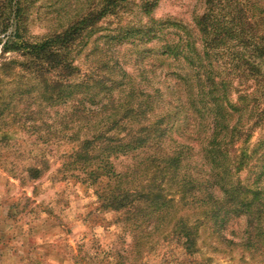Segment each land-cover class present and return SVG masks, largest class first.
<instances>
[{
	"label": "rangeland",
	"instance_id": "rangeland-1",
	"mask_svg": "<svg viewBox=\"0 0 264 264\" xmlns=\"http://www.w3.org/2000/svg\"><path fill=\"white\" fill-rule=\"evenodd\" d=\"M2 1L0 264H264V119L255 117L264 106L261 96L264 84L258 85L252 102L246 104L244 97L239 103L241 117L226 108L232 115L226 114L224 122L233 124L240 118V125H243L241 134L225 145L224 155L215 154L220 159L218 168L222 170L216 163L214 166L213 155L207 152V135L211 131L215 104L222 102L227 106V102L235 101L237 93L250 97L256 88L253 78L241 71L242 60L251 53L246 38L241 37L239 42L240 37L227 32L233 21L244 20L251 24V8L264 7V0H248V12L241 7L247 0H240L241 10L233 8L239 0H131L117 12L103 17L95 33L86 38L87 44L76 55L82 70L80 79L84 81L95 74L106 76V80L128 74L122 89L127 91L129 86H134L135 92L126 99L141 100L143 104L148 101L152 108L150 121L164 127L162 148L183 152L184 159L175 183L173 179L164 181L162 172H157L161 163L152 157L157 147L114 158L118 171L128 169L130 181L138 184L162 180L167 194L175 195V200L180 202L161 221L159 228L151 229L155 223L142 225L137 238L125 231L115 212L99 207L93 189L81 185L71 176V166L67 167L69 154L75 150L79 139L106 119L98 98L94 99V104L89 103L94 101H86V105L97 112L93 122L85 119L73 122L68 104L43 98L41 81L30 70L19 69L16 65L21 56L11 49L3 52L2 44L11 36L14 26L12 13L4 8ZM147 1L153 4L149 12L143 8V2ZM99 2L30 0L26 4L23 35L31 41L40 40L66 26L78 14L97 8ZM223 7L225 11L221 12ZM211 10L221 12L217 22L226 33L221 32L217 38L216 33L209 35L205 46L206 54L202 59L208 78L203 82L208 93L204 103L207 112H202L203 116L198 113V116L193 108H200L199 97L195 96L199 78H195V74L189 76L192 86L187 87L182 80L185 71H189L186 63L173 56L176 53L170 58H161L159 50L165 41L177 38L181 28L186 27L191 34L188 48L197 44L203 54L201 40L206 33L200 30L198 17ZM163 22L167 25L163 24L155 37L149 38L150 35L142 32L147 25L160 26ZM263 22L264 19L259 18V26L264 30ZM213 25L215 28L217 24ZM127 29V37L110 38ZM235 55L238 59H233ZM252 61H256L255 58ZM261 65L264 70L263 61ZM226 76L230 85L228 96L223 97L221 81ZM213 83L214 89L209 93ZM118 91L114 93L116 101L123 96ZM126 99L122 104H126ZM190 101L198 107L192 106ZM169 108L173 111L168 118L164 114ZM188 111H192L194 118L190 127L185 115ZM248 114L252 119L246 125ZM128 122L131 124L130 119ZM228 130L223 132L229 133ZM111 132L115 129L108 134ZM119 134L126 136L125 131ZM30 165L45 170L38 178L31 179L27 174ZM210 170L212 178L214 174L217 178L218 171L222 179L214 181L212 197L208 193L209 198L200 202V196L194 197L196 188L203 189L206 185L203 179L207 180ZM179 174H186V177L181 179ZM183 189L186 193L180 191ZM228 195L229 198L237 196L239 209L234 205L222 207ZM247 201L251 203L250 213H245ZM149 230L152 235L146 237Z\"/></svg>",
	"mask_w": 264,
	"mask_h": 264
},
{
	"label": "trees",
	"instance_id": "trees-1",
	"mask_svg": "<svg viewBox=\"0 0 264 264\" xmlns=\"http://www.w3.org/2000/svg\"><path fill=\"white\" fill-rule=\"evenodd\" d=\"M28 1L30 0L2 1V3H4V8L12 13V23L14 26L11 36L2 44L4 47L3 52L8 51V49L16 51L21 56L20 60H16L18 68L30 70L35 78L41 81L42 92L44 93L43 98H50L52 102L56 103L61 102L65 105L68 104L73 122L84 119L87 120V122L96 120L97 112L94 113L86 105V101L88 102V100L94 101V99L98 98L101 111L103 110L106 113L104 117L106 119L101 121L102 124H98L96 128L93 130L91 129L92 131L90 133L79 139V143L75 150L69 154L70 160H67V167L68 164L71 166V176L79 181L81 185L92 188L99 207L115 212L117 214V220L119 219L121 221V226L125 228V231L131 233L133 237L137 238L139 233L138 230H140L142 225L155 223L154 227L151 226V229L159 228L161 221L172 209L176 208L180 202L175 200V195L167 194L162 180L160 182L158 180H149L146 182H139L138 184H136L135 181H130L128 178V169L125 171H118L115 166L114 158L118 157L120 154L128 155L131 152L143 151L149 147H157V152L152 156L155 159H159L161 163L157 167V172H162L164 181L170 182V180L173 179L175 183L177 181L175 180V176L178 174L177 172H180V166H182V161L184 159L183 152L182 150L176 151V148L171 150L167 149V151L162 148L161 138L164 136H161V133L163 134L164 127L157 126L156 123L150 121L152 108L148 101L146 104H143L141 100L137 101L134 100V98L126 99L129 94L134 95L135 92L134 86H129L130 89L127 91L126 89H122V86H126L128 74L123 72L124 74H121L118 78L111 79L109 77L108 80H106V76H100V74H95V76L90 75L88 81L91 80V83H89L88 81H84V79H80L82 70L80 65L76 62V55L79 54L82 48L87 44L86 38L91 37L95 33L97 23L107 14L117 12L116 10L124 7L131 0H100L97 8H91L85 13L78 14L60 30L51 32L42 39L34 41L28 40L23 35V32L26 30L24 21L26 20L25 11ZM229 2L231 3V1H226V3ZM240 5L241 2L239 0L238 3L233 4V8L241 10ZM152 7L153 4H151V2H143V8L146 12H149ZM241 7L244 11L248 12V0L244 5H241ZM223 8L221 12L225 11V8ZM251 9L250 17H253V22L250 24L249 22H244V20L233 21V25H231L232 27L227 33L233 34L236 37L238 36L237 38L240 37L239 42L241 37L246 38L251 53L248 55L246 54L245 59L242 60L241 71H243V75L246 73L245 75H250L251 78H253L256 88L250 97L240 94L241 92L237 93L235 101L233 103L227 102V106H224L225 103L223 104L222 102L215 104L216 110L214 112V118L211 121V131L207 135V144L209 145L207 152L213 155L211 156V162L215 167L217 164V168L220 159H218V156H215V154L224 155L226 150L225 145H229V142L232 141L235 135L241 134L240 129L243 125H240V118L233 124L224 122L226 114L230 116L232 115L231 112L238 113L239 103L243 101L244 97L246 104L252 102L256 98L254 94L258 85L260 83L264 84V70L261 65L262 61L264 62V30L259 26V18H261V20L264 19V7L255 6ZM221 12L218 13L217 10H215V12L214 10H211V12L206 11L198 17V24L200 23L201 25L200 30L204 34L206 33L205 36H203V40H201V42H203V44H201L203 54L198 50L197 44L196 46L193 45L188 48L191 34L186 27H183V29L181 28V32L177 34V38L165 41L159 50L161 58H170L176 53L173 56H177L178 60L182 59V61L186 63L189 67V71H185L182 80L187 87L192 86L188 80L189 76H194L195 74V78H199L200 84L198 82V86L200 88L198 87L195 96L199 97L197 102L200 103V108H193L198 116L199 114L203 116L202 112H207L204 103L208 93L204 90L205 87H203V82L206 79L208 80V78H206L205 73V60L202 59L206 54L205 46L212 34L216 33L217 38L218 36L220 37L221 32L222 34L226 33V31L220 29L221 26L218 24L219 22H217L219 19L217 17ZM245 18H247L246 14ZM254 18L256 19L254 20ZM230 22H232V18ZM214 23L217 24L215 28L213 25ZM163 24L164 27L167 25L164 22L160 26L147 25L142 32H144L145 35H150L149 38L155 37L156 33L161 30ZM174 25L177 26V24ZM131 33L134 34L135 32L132 31ZM128 34L129 32L127 29L123 34H118L117 32V34L110 36V38H117V40H120L121 38L127 37ZM254 58L256 61H252ZM233 59H238V56L235 55ZM228 71L230 73V69ZM196 82L197 81H195V83ZM228 84L230 85V80L227 79L226 76L224 80L221 81L220 94L223 97L228 96ZM212 89H214V83L209 93L212 92ZM117 90H119L118 94L120 95L121 93L123 96L122 99H120V97L116 98V101L114 99V93H116ZM261 96L264 98V87H262ZM190 98L192 99V97ZM123 99L127 100L126 104H122V101H124ZM118 101H121V103ZM89 103L94 104L95 101ZM190 104L194 107H198L191 101ZM226 108L231 109V112L229 111L228 113ZM111 110L113 114L109 113ZM172 111L173 109L171 110L169 108L164 116L169 118ZM188 112L189 113L185 115H187L186 119H188L187 126L190 127V121H193L194 118L192 111ZM147 114H149V117L147 122H145L148 116ZM238 115L239 117L242 116V114L239 113ZM250 116L252 115L248 114L246 118V125L250 123L252 119ZM255 117L256 119H264V106L260 108V111ZM124 118L130 119L131 124L128 120H124ZM202 123L203 122L200 121L201 125ZM112 129H115V132L108 134ZM225 129H229V133L227 131L223 132ZM120 131H125L126 136L120 135ZM71 139L74 140L73 137ZM63 164H66V162H63ZM218 169L222 170L221 167ZM44 170L45 168L41 166L30 165L27 168V174L29 178L36 179ZM74 171H77L79 174H73ZM211 172L212 170H210L206 178L207 180H205V178L203 179L206 182L203 189H199L195 184L197 187V194H195L194 197L197 199L200 196V202H204L206 197L209 198L207 195L208 193H210L212 197L215 184L214 181L219 182L222 179V176L219 178L220 172L217 171V178L215 174L212 178ZM179 176L181 179H184L186 174H179ZM184 189L180 191L186 193ZM239 193L240 192H237V194ZM231 205H234L235 209L240 208V202L237 200V196L229 198L228 195L224 203H222V207L224 208ZM250 205L251 203L247 201V212L245 211V213H250L248 210ZM150 232L152 233L150 230L147 232L146 237L152 235ZM171 233L172 231L170 234ZM119 256L123 259V254Z\"/></svg>",
	"mask_w": 264,
	"mask_h": 264
}]
</instances>
